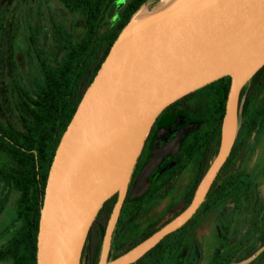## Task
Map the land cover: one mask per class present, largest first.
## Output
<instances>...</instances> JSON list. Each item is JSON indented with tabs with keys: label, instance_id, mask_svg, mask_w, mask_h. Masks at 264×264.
<instances>
[{
	"label": "water",
	"instance_id": "1",
	"mask_svg": "<svg viewBox=\"0 0 264 264\" xmlns=\"http://www.w3.org/2000/svg\"><path fill=\"white\" fill-rule=\"evenodd\" d=\"M143 6L113 43L60 140L40 211L36 264H82L90 230L115 195L98 264L136 263L196 214L231 155L242 90L264 67V0H177L148 12ZM226 77L219 151L191 204L108 261L134 167L158 116ZM155 165L138 177L130 200L144 194Z\"/></svg>",
	"mask_w": 264,
	"mask_h": 264
},
{
	"label": "flooded vegetation",
	"instance_id": "2",
	"mask_svg": "<svg viewBox=\"0 0 264 264\" xmlns=\"http://www.w3.org/2000/svg\"><path fill=\"white\" fill-rule=\"evenodd\" d=\"M14 1L0 0V163L6 169L11 166H8L11 156L41 143L36 132H44L46 145L57 143L68 114L73 110L74 45L92 27L77 14L82 32L76 37L75 30L78 29L72 20L64 31L49 16L51 26L45 36L41 21L29 15L34 0H18L16 5ZM59 1L70 16L75 14L72 7ZM161 1L148 0L145 5L153 7ZM109 2L94 30L99 49H104L106 33L112 31L122 12L130 10L135 0ZM83 76L82 83L88 80L87 65ZM252 93L248 91L244 96L243 113L241 115L239 111L238 135L231 155L201 207L183 227L167 237L169 240L162 241L168 240L160 249L156 248L162 242L134 264H256L264 253V201L246 169L256 147L261 146L264 150V80L260 90L254 89ZM198 104L185 100L177 106L171 105L158 116L134 167L112 236L108 261L146 240L191 204L220 147V140L217 143L214 134L209 147L205 145L204 155L201 150H196L208 135L201 129L205 121L200 114L203 109ZM256 113L258 122L253 128ZM241 127L245 136L252 132L245 141L238 139ZM154 162L157 165L148 177L146 191L141 197L130 200L138 177ZM180 182L185 185L178 193ZM113 199L111 209L100 216L102 208L90 230L82 258L88 264L91 246L101 245V253L118 195L110 200ZM165 201L167 205L158 212V204ZM94 226L96 229L90 237Z\"/></svg>",
	"mask_w": 264,
	"mask_h": 264
},
{
	"label": "trees",
	"instance_id": "3",
	"mask_svg": "<svg viewBox=\"0 0 264 264\" xmlns=\"http://www.w3.org/2000/svg\"><path fill=\"white\" fill-rule=\"evenodd\" d=\"M65 4L72 7L75 14H80L84 17L85 21L92 25L89 30L77 41L73 49V110L65 121V125L59 133V137L56 139L55 145H46L43 137V131L36 132L40 138L41 143L26 147L25 151L21 150L18 155L11 156L12 161L8 164L11 166L6 169V166L0 163V214L6 206L8 200V194L11 191H15L18 194L15 206V218L12 222L13 233L11 237L0 248V262H8L10 264H36L37 262V237L39 232L40 211L42 208L45 189L49 171L60 142L61 134L67 129L76 109L85 94L87 88L91 85L96 74L105 61L113 43L119 36L122 29L127 25L132 16L147 3L148 0H135L132 3L133 7L130 10L122 12L120 18L114 23L111 32L105 35V47L104 49L97 48V33L94 32L97 26V22L100 21L101 13L106 12L110 2L109 0H63ZM154 4V6H156ZM153 6V7H154ZM86 65L88 66V80L82 83L85 76ZM264 80V67L248 82L245 88L242 90L240 98V113L242 115V109L244 107V96L246 92L252 93L254 89L262 87ZM231 79L229 77L223 78L213 84H210L190 96L186 97L184 101L198 102L201 111V116L205 123L202 130L208 133L207 139L204 144L199 145L196 149L201 150L203 155L205 154V145L209 147V143L214 139V134L217 137V143L220 140V132L222 121L226 110V102L230 89ZM82 86V87H81ZM253 99H257L255 93H252ZM255 99V100H256ZM177 102L173 106H177L182 102ZM256 110L258 109L254 105ZM206 118V120H205ZM244 122V121H243ZM258 113L253 117L254 127L257 126ZM209 130L210 131L209 134ZM239 134V140H246L249 137L244 135V129L241 127ZM198 135V133H197ZM238 140V141H239ZM114 199L107 202L100 216L105 211H109L114 204ZM11 229V231H12ZM96 226L91 232L92 237ZM168 240L170 238H167ZM168 240L162 242L157 250L163 246ZM101 245L96 244L91 246L89 252V264H97L99 260ZM87 246L85 247V249ZM155 249V250H156ZM264 261V253L261 254L256 260V264H260Z\"/></svg>",
	"mask_w": 264,
	"mask_h": 264
},
{
	"label": "rangeland",
	"instance_id": "4",
	"mask_svg": "<svg viewBox=\"0 0 264 264\" xmlns=\"http://www.w3.org/2000/svg\"><path fill=\"white\" fill-rule=\"evenodd\" d=\"M18 0L14 1V5L17 4ZM31 1V0H30ZM159 4V3H158ZM158 4L154 7H149L148 5L143 6V10L146 12L152 11L153 8L158 7ZM33 11H29V15L41 21L42 26L45 28L44 34L46 36L47 29L51 26V22L48 21V18L52 17L56 22L66 30V27L69 25L70 21L72 20L74 23L75 29L77 28L78 31L75 30V36H79L82 32V28L79 23V16L74 14L70 16L69 13L66 11L64 6L61 4L59 0H34L33 3ZM23 11V9H20ZM28 13V10H24ZM37 12V13H36ZM76 42V39H74ZM248 165L246 166L247 171L249 172L250 176L252 177L255 186L259 188L260 195L264 201V150L261 146L256 147V150L250 155L248 159ZM184 182H180L177 186L178 193L181 192L182 188L184 187ZM8 194V200L3 212L0 214V248L4 244V242L9 239L13 233L12 229V222L15 218V206L17 200V193L11 191ZM167 205V201L163 202L162 204H158L157 210L161 212L163 208ZM12 229V231H11ZM0 264H10L8 262H0ZM82 264H88V261L84 258L82 259Z\"/></svg>",
	"mask_w": 264,
	"mask_h": 264
},
{
	"label": "bare ground",
	"instance_id": "5",
	"mask_svg": "<svg viewBox=\"0 0 264 264\" xmlns=\"http://www.w3.org/2000/svg\"><path fill=\"white\" fill-rule=\"evenodd\" d=\"M177 0H162L159 4H158V8H164L167 7L171 4H173L174 2H176Z\"/></svg>",
	"mask_w": 264,
	"mask_h": 264
}]
</instances>
